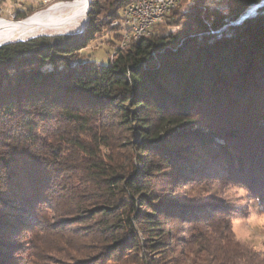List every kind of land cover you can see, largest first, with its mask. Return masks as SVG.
<instances>
[{
  "label": "trees",
  "instance_id": "trees-1",
  "mask_svg": "<svg viewBox=\"0 0 264 264\" xmlns=\"http://www.w3.org/2000/svg\"><path fill=\"white\" fill-rule=\"evenodd\" d=\"M133 1L91 0L76 36L0 44V264L19 263L14 237L47 229L48 209L64 222L52 228L66 246L98 245L97 264H175L185 225L219 232L230 209L180 187L225 181L264 206V4L235 23L261 0H226V14L183 0L164 16L168 29L160 21L120 49L110 24ZM105 25L114 58L79 56ZM190 236L206 247L218 240ZM214 250L209 264L246 262L219 242Z\"/></svg>",
  "mask_w": 264,
  "mask_h": 264
},
{
  "label": "rangeland",
  "instance_id": "rangeland-1",
  "mask_svg": "<svg viewBox=\"0 0 264 264\" xmlns=\"http://www.w3.org/2000/svg\"><path fill=\"white\" fill-rule=\"evenodd\" d=\"M1 1L0 21L6 23L21 21L35 14L61 8L54 6L62 5L67 3L65 1L70 2L72 0H44L45 4H42L38 7V9L33 10L24 17L15 16V9L10 8L7 3L5 4V0ZM262 4H264V0L251 4L234 22L240 23L243 19L255 15L258 7ZM88 7H90V4ZM186 9V4H184L180 10L184 11ZM198 9L209 11L216 9L220 13L226 14L228 6L226 5V0H207L200 5ZM88 20L89 19L87 17V21ZM87 21L83 24V26L80 25L81 21L79 19L70 21V23L64 22L62 24L57 23L55 25L45 24L46 26L43 25V29L38 32L27 34L26 36H22L17 39L26 40L39 35H48L50 37L58 35L76 36L82 33ZM167 21H171V18L167 20L166 17L159 25H155V28L160 27L168 29L169 26L166 24L168 23ZM110 26L112 25L110 24ZM114 39L113 31L108 25H105L101 32L95 35L84 48L79 50V56H84V58L99 62L113 59L116 49ZM9 41L13 42L17 40H0V44L7 43ZM179 192L180 195L194 197L198 200L201 198H207L211 201L227 205L230 209L228 213L224 214L222 217H218L216 220V226L219 228V232L218 230H211V228L208 229L207 227H189V224H186L185 227L187 228L185 229L187 231L184 232V234H179L185 235V239L183 240L184 242L175 243L174 245L177 249L174 253L169 254L173 256L175 264H209L211 259H208L206 253L216 251L214 249H216V243L218 242L220 245L222 244V247L224 244V247H226V249H230V251L234 254L243 255L244 259H246L245 264H264V206L259 204L254 198H251L248 191L241 186L217 180L206 185H186L184 187H180ZM43 216L44 221H46V224L48 225L47 229H39L32 232L22 231L20 235L14 237L20 248V250H18L19 254H17V259H19V263L17 262L18 264H78L81 260L86 258L88 259V264H97L95 263L96 261L93 256L99 251L98 245L94 242V244L89 242L87 238L80 237L74 239V246L69 248L68 245L66 246V243L60 235V230H54L52 228V226L59 227L64 225V222H59V220L61 221L59 216L56 213H53V211H50V209L46 210V212L43 213ZM225 223L230 227L228 230V233L230 234L229 241H225L224 238H221L223 235L220 231L224 228ZM181 227L182 226L180 224L176 226L177 233L180 232ZM67 229H74V231L80 230L83 232L88 230L86 226L79 227L78 225H73L71 228ZM204 231L207 236L217 238V242H209L207 247L199 244L198 242H187V240L191 238V233L203 238V235L205 236ZM198 237H194V239ZM30 240L33 244H29ZM77 247H82V249L86 252H76L75 250ZM70 255L75 256V259L72 260V256Z\"/></svg>",
  "mask_w": 264,
  "mask_h": 264
},
{
  "label": "built area",
  "instance_id": "built-area-1",
  "mask_svg": "<svg viewBox=\"0 0 264 264\" xmlns=\"http://www.w3.org/2000/svg\"><path fill=\"white\" fill-rule=\"evenodd\" d=\"M183 0H135L128 4L112 26L121 29L118 48L124 49L131 43L151 33L152 27Z\"/></svg>",
  "mask_w": 264,
  "mask_h": 264
},
{
  "label": "bare ground",
  "instance_id": "bare-ground-1",
  "mask_svg": "<svg viewBox=\"0 0 264 264\" xmlns=\"http://www.w3.org/2000/svg\"><path fill=\"white\" fill-rule=\"evenodd\" d=\"M87 2L88 0H73L67 8H57L35 14L27 19L17 22L4 23L0 21V40L5 41L6 39H17L19 37L26 36L27 34L38 32L43 29V25L45 24L55 25L57 23L62 24L64 22L70 23V21L79 19L81 21L80 25L83 26V24L87 21ZM114 22L115 21L111 24Z\"/></svg>",
  "mask_w": 264,
  "mask_h": 264
},
{
  "label": "crops",
  "instance_id": "crops-1",
  "mask_svg": "<svg viewBox=\"0 0 264 264\" xmlns=\"http://www.w3.org/2000/svg\"><path fill=\"white\" fill-rule=\"evenodd\" d=\"M44 0H5V4L7 3V5L10 8H22L25 9L27 7H34L37 8L40 5H42V2Z\"/></svg>",
  "mask_w": 264,
  "mask_h": 264
},
{
  "label": "water",
  "instance_id": "water-1",
  "mask_svg": "<svg viewBox=\"0 0 264 264\" xmlns=\"http://www.w3.org/2000/svg\"><path fill=\"white\" fill-rule=\"evenodd\" d=\"M90 1H91V0H88V2H87V6H89ZM88 9H89V7H87V9H86V13H88ZM15 40H20V39H15ZM9 42H10V41H9Z\"/></svg>",
  "mask_w": 264,
  "mask_h": 264
}]
</instances>
